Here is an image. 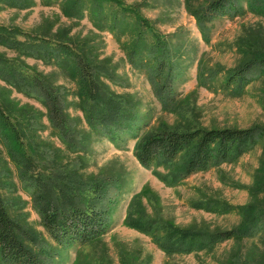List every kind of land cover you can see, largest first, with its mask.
I'll list each match as a JSON object with an SVG mask.
<instances>
[{
    "label": "rangeland",
    "instance_id": "374dc122",
    "mask_svg": "<svg viewBox=\"0 0 264 264\" xmlns=\"http://www.w3.org/2000/svg\"><path fill=\"white\" fill-rule=\"evenodd\" d=\"M64 1L33 0L34 3L24 9L0 6V24L67 40L81 47L93 62L114 73V80L106 77L101 80L137 107L138 114L149 122L145 130L163 126L179 130L246 128L264 124V72L256 70L259 73L254 81L240 93L232 86L225 87L229 70L264 55V3L253 8L248 1H243L244 13L235 18L214 20L208 25L206 39L192 10L210 0H121L135 9V14L125 20L126 26L120 33L97 28L89 8L80 17L68 15L63 9ZM136 15L152 26L144 33L149 43L157 39L165 41L173 62L179 66L177 94L166 108L152 78L155 63L136 67L128 60L126 44L135 39L140 28ZM0 54L18 58L66 91L69 115L89 131L79 105L78 79L70 70L39 58L22 56L1 45ZM0 99L15 119L29 118L27 123L38 122L40 127L28 130L24 125V131L38 144L49 148L58 163L82 160L84 164L79 171L85 177L114 174L122 182L107 233L86 244L55 246V264H264V231L227 239L206 249L168 254L151 234L126 222L133 197L140 194L132 209L156 219L158 234H163L159 223L165 220L183 228L210 231L238 227L242 222L240 207L264 200V190H252L264 178V141L236 161L212 166L171 184L161 177L171 171L169 168L141 165L135 155L137 139L112 140L92 131L88 150L71 153L55 133L42 103L1 78ZM0 168L10 174L5 177L6 181L15 185L12 191L4 190V194L19 197L23 202L14 212L22 213L24 222L49 239L42 218L1 139ZM207 200L212 201L210 209L196 205Z\"/></svg>",
    "mask_w": 264,
    "mask_h": 264
},
{
    "label": "trees",
    "instance_id": "16d2710c",
    "mask_svg": "<svg viewBox=\"0 0 264 264\" xmlns=\"http://www.w3.org/2000/svg\"><path fill=\"white\" fill-rule=\"evenodd\" d=\"M243 1H248L253 8L264 3V0H210L193 9L192 14L203 36L208 38V25L214 20L241 16L244 13ZM33 3V0H0V6L19 9L28 8ZM86 8L92 11L97 28H108L117 33L124 30L125 20L135 14V9L121 0H65L63 3L64 11L75 17H80ZM105 11L111 14L104 15ZM135 17L140 28L135 39L126 44L128 60L136 67L155 63L152 78L166 108L174 102L177 94L175 85L179 79V66L173 62L165 41L157 39L149 43L144 33L152 29L151 24L138 15ZM0 45L22 56L54 63L77 77L79 105L90 126L89 131L81 128L69 115L66 91L18 58L0 54V78L43 104L51 126L71 153L80 154L88 150L92 131L112 140L137 139L135 155L141 165L169 168L171 171L161 177L166 183L175 184L212 166L236 161L264 141V124L246 128L194 127L179 130L163 126L145 130L149 122L142 119L137 107L114 93L101 80V77L114 80V73L93 62L92 57L86 56L78 45L2 24ZM256 70L264 72V55L229 70L225 87L232 86L236 93L242 92L254 81L259 73ZM9 111L0 99V139L42 218L49 239L24 222L22 213L14 212L23 202L19 197L4 194V190L12 191L15 185L6 181L5 177L10 174L0 168V264H55V246L86 244L107 233L122 182L114 174L85 177L79 171L84 164L82 160L64 165L58 163L49 148L38 144L24 131L25 126L28 130L40 127L38 122L27 123L29 118L15 119ZM252 190H264V178ZM139 196L133 197L126 222L151 234L168 254L206 249L227 239L264 231V200H261L241 206L242 222L231 230L183 228L165 220L159 223L163 234H158L156 219L133 211V204ZM211 204L212 201L207 200L196 205L210 209Z\"/></svg>",
    "mask_w": 264,
    "mask_h": 264
}]
</instances>
